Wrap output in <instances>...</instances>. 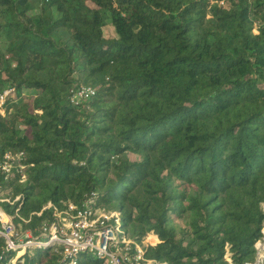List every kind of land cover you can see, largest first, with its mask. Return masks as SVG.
<instances>
[{
    "label": "trees",
    "instance_id": "16d2710c",
    "mask_svg": "<svg viewBox=\"0 0 264 264\" xmlns=\"http://www.w3.org/2000/svg\"><path fill=\"white\" fill-rule=\"evenodd\" d=\"M82 85L95 95L70 104ZM7 88L0 161L21 151L26 169L22 182L0 175L19 197L1 206L31 238L94 195L128 237L157 235L148 259L253 258L264 221V0H0ZM17 252L0 236V264H64L56 243Z\"/></svg>",
    "mask_w": 264,
    "mask_h": 264
},
{
    "label": "built area",
    "instance_id": "2783aa9c",
    "mask_svg": "<svg viewBox=\"0 0 264 264\" xmlns=\"http://www.w3.org/2000/svg\"><path fill=\"white\" fill-rule=\"evenodd\" d=\"M95 93V88L82 85L71 90L68 101L72 105L84 107V104ZM10 94H13V88H7L0 94L1 115L7 112L3 104L5 98ZM25 169V156L21 151L5 153L0 161V175L4 183L8 182L14 174L19 175L20 182L24 181ZM6 190L9 193V189L6 186H0L1 203L7 202L10 204L19 198L16 196L10 200L7 193H2ZM51 207V204L46 206V208ZM261 208L264 211V201L261 203ZM61 212H67L72 215V220L65 229H57L55 225L56 215ZM53 215L55 221L42 228L39 246H47L54 243L61 245L63 247L61 261L64 264H77L79 254H89L97 257L102 261V264H167L166 262L148 259L144 256V248L146 246H153L158 243V237L153 231L150 230L144 233L138 239L128 237L120 227L119 212L106 211L96 206L94 195L86 197L80 207L67 203L63 211H54ZM10 218L12 219L10 215L0 208V236L5 239L7 248L12 247L9 245L11 239L3 233V230L4 224H11ZM108 221H112V223L106 225ZM26 245L23 246V249ZM253 250V258L243 264H264V221L259 230V236L253 243ZM226 260L230 263L229 258L226 257Z\"/></svg>",
    "mask_w": 264,
    "mask_h": 264
},
{
    "label": "rangeland",
    "instance_id": "374dc122",
    "mask_svg": "<svg viewBox=\"0 0 264 264\" xmlns=\"http://www.w3.org/2000/svg\"><path fill=\"white\" fill-rule=\"evenodd\" d=\"M38 9H34L32 10L30 13H37ZM111 29L109 27L106 28L105 34H111ZM130 159H136L138 158L136 155H129ZM2 193H7V190L5 192ZM1 199V198H0ZM0 208L3 210L2 206H1V201H0ZM4 211V210H3ZM72 220V215L70 213L67 212H61L58 213L56 215V227L58 228H67L69 226V223ZM10 225H5L4 224V230L3 233L8 236L11 241L9 242V245L12 246L11 248H15L16 250H18L17 252V256H19L23 251V247L25 244H27L26 246H39L41 239H36V238H30V234L26 233L22 230L21 225L18 223L13 224L12 223V219L10 218ZM112 223V221H108L106 223V225H110ZM1 228V225H0ZM91 232V231H90ZM18 244V245H17ZM19 248V249H17ZM89 254H79L78 255V260L83 262L86 261L87 258L89 257Z\"/></svg>",
    "mask_w": 264,
    "mask_h": 264
},
{
    "label": "bare ground",
    "instance_id": "6f19581e",
    "mask_svg": "<svg viewBox=\"0 0 264 264\" xmlns=\"http://www.w3.org/2000/svg\"><path fill=\"white\" fill-rule=\"evenodd\" d=\"M21 247H23V246H21Z\"/></svg>",
    "mask_w": 264,
    "mask_h": 264
}]
</instances>
